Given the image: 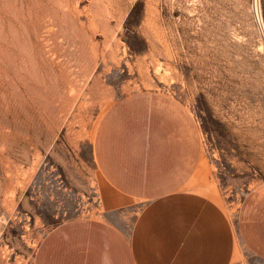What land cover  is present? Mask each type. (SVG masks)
Returning a JSON list of instances; mask_svg holds the SVG:
<instances>
[{
    "label": "rangeland",
    "instance_id": "1",
    "mask_svg": "<svg viewBox=\"0 0 264 264\" xmlns=\"http://www.w3.org/2000/svg\"><path fill=\"white\" fill-rule=\"evenodd\" d=\"M128 97L186 109L194 189L232 220L264 200V0H0V264L102 212L96 136Z\"/></svg>",
    "mask_w": 264,
    "mask_h": 264
},
{
    "label": "crops",
    "instance_id": "2",
    "mask_svg": "<svg viewBox=\"0 0 264 264\" xmlns=\"http://www.w3.org/2000/svg\"><path fill=\"white\" fill-rule=\"evenodd\" d=\"M131 98L96 136L102 212L49 228L32 264H264V200H242L232 220L194 189L200 151L186 109Z\"/></svg>",
    "mask_w": 264,
    "mask_h": 264
},
{
    "label": "built area",
    "instance_id": "3",
    "mask_svg": "<svg viewBox=\"0 0 264 264\" xmlns=\"http://www.w3.org/2000/svg\"><path fill=\"white\" fill-rule=\"evenodd\" d=\"M2 236H3V229L0 226V239L2 238Z\"/></svg>",
    "mask_w": 264,
    "mask_h": 264
}]
</instances>
